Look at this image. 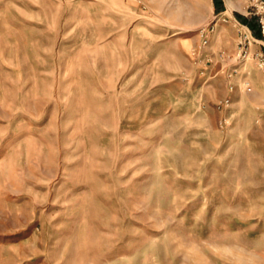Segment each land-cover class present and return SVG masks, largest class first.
Returning <instances> with one entry per match:
<instances>
[{
	"label": "rangeland",
	"instance_id": "rangeland-1",
	"mask_svg": "<svg viewBox=\"0 0 264 264\" xmlns=\"http://www.w3.org/2000/svg\"><path fill=\"white\" fill-rule=\"evenodd\" d=\"M250 2L0 0V264H264Z\"/></svg>",
	"mask_w": 264,
	"mask_h": 264
},
{
	"label": "built area",
	"instance_id": "built-area-1",
	"mask_svg": "<svg viewBox=\"0 0 264 264\" xmlns=\"http://www.w3.org/2000/svg\"><path fill=\"white\" fill-rule=\"evenodd\" d=\"M249 8L251 9V14L255 17V21L257 24V30H259L262 35H264V0H252L250 2ZM247 29L245 34L243 35V41L251 42V37H253V32L255 31L251 29L249 25H243ZM201 37L203 38V43L206 44L208 42V34L206 29L201 31ZM264 54L261 53V58L259 59L260 68L264 73Z\"/></svg>",
	"mask_w": 264,
	"mask_h": 264
},
{
	"label": "trees",
	"instance_id": "trees-1",
	"mask_svg": "<svg viewBox=\"0 0 264 264\" xmlns=\"http://www.w3.org/2000/svg\"><path fill=\"white\" fill-rule=\"evenodd\" d=\"M246 24L249 25L251 27V29H253L255 31V34L257 37L263 38L262 33H260L259 30L255 29L254 25L251 22H247Z\"/></svg>",
	"mask_w": 264,
	"mask_h": 264
}]
</instances>
